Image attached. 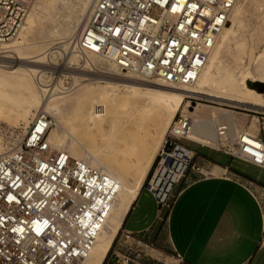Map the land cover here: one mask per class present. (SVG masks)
Wrapping results in <instances>:
<instances>
[{
	"label": "built area",
	"instance_id": "2783aa9c",
	"mask_svg": "<svg viewBox=\"0 0 264 264\" xmlns=\"http://www.w3.org/2000/svg\"><path fill=\"white\" fill-rule=\"evenodd\" d=\"M236 0H96L82 34L70 43L110 60L123 73L189 83L205 62ZM32 0H0V42L13 37ZM131 58L137 64L130 63ZM264 119V115H261ZM40 126V130H38ZM47 117L39 116L21 140L20 151L0 156V264H82L113 199V183L100 172L62 153H47ZM188 118L178 115L147 174L158 219L167 197L196 164V144L264 169V141L233 127H214L216 144L188 137ZM224 144V145H223ZM225 144L232 148L224 151ZM109 252L115 264H180L151 243L124 232ZM164 254V255H163ZM164 256L169 259L166 261Z\"/></svg>",
	"mask_w": 264,
	"mask_h": 264
},
{
	"label": "bare ground",
	"instance_id": "6f19581e",
	"mask_svg": "<svg viewBox=\"0 0 264 264\" xmlns=\"http://www.w3.org/2000/svg\"><path fill=\"white\" fill-rule=\"evenodd\" d=\"M95 1L93 0L89 11ZM238 1L236 0L231 8L227 22L208 51L205 62L200 69L196 70L193 81L189 83L172 84L158 77L148 79L137 73H123L113 63V59L122 60L114 52L112 53L113 59L107 60L94 52L80 51L79 49L76 51L70 41L71 38L80 36L84 30L89 11L85 15L83 12L90 0L83 2L80 14L65 29L64 33L69 35L63 42L65 46L59 45L55 47V50L66 47L68 53L79 57L84 62L83 66H80L81 68L93 66L99 68L100 70H96L95 76L98 79H104L103 84L96 82L93 83L94 85H88L89 83L81 85V83L72 93L53 98L47 97L49 89L41 82L46 74L45 70L52 68L51 65L54 66L52 59L58 51L53 50L36 56H27L24 33L32 31V27L38 23L40 16L48 15L56 0H36L35 2L32 0L23 23L17 28L13 37L0 42V53H15L14 56H0V122L16 125L24 132L27 130L24 135L22 134L23 137L21 136L23 139L32 124H35L37 117H47L49 128L44 136L48 147L47 153L65 154L70 159V164L74 161L80 162L87 168L108 177L113 183L114 195L109 203L108 213L82 264L103 263L105 256L111 250L110 246L121 228L127 211L142 186L148 168L155 160L153 155L148 159L145 156L147 161H144L145 164H141L143 165L141 170L135 171L134 167L131 168L132 166L130 167V164L125 161L130 159L126 158L129 156L132 158L139 152L149 150L150 148L147 149V146L151 135H157L158 141L173 117L167 132L178 115H183L188 118L190 124L188 137L208 146H213L217 142L214 127L217 128L218 125L233 127V131L237 134L251 135L236 126L234 119L236 112L232 110H225L221 113L211 112L209 113L210 119L207 120L200 118L197 114L198 102H202V98L254 112L264 111L262 93L251 87V84L264 85V49L258 51L257 56L253 55L252 68L245 65L246 67L237 68L238 66H236L234 69H226L221 66L223 48L234 34L232 24L234 19H237ZM258 31L259 33L264 31V20ZM257 41L258 39L254 41L256 46H258ZM253 48L255 47L253 46ZM237 55L239 54L237 53ZM131 59L130 63L137 64L135 59ZM44 60L48 66L40 69V64L44 63ZM6 64L12 66L5 68ZM52 69L58 70V72L71 71L64 67ZM74 73L82 74L77 71ZM126 75L130 77L124 78ZM132 77L137 79H130ZM185 98L189 100L186 109L190 108L191 111L185 109V113L181 110L182 112L174 116ZM46 113H51L54 119V129L51 132H49L51 120ZM151 114H154V121L149 123L148 117ZM150 124H155L152 134L144 131ZM37 129L40 130V126ZM83 133L87 135L89 141L86 146H82L80 143ZM20 143L21 141L4 153L1 150H5L9 143L6 144L0 138V156L20 151ZM155 143L157 142L155 141ZM225 145L227 146H224V151L232 149L229 144ZM82 150L85 153H82ZM129 162H133V160Z\"/></svg>",
	"mask_w": 264,
	"mask_h": 264
},
{
	"label": "crops",
	"instance_id": "0c3cea01",
	"mask_svg": "<svg viewBox=\"0 0 264 264\" xmlns=\"http://www.w3.org/2000/svg\"><path fill=\"white\" fill-rule=\"evenodd\" d=\"M236 113V126L264 141V119L256 116L264 113L241 114L245 118L240 119ZM190 147L204 176L187 174L169 209L162 210L164 222L142 185L118 238L127 232L162 252L177 254L180 264H264V169L212 149L203 153ZM103 264H115L109 253Z\"/></svg>",
	"mask_w": 264,
	"mask_h": 264
},
{
	"label": "rangeland",
	"instance_id": "374dc122",
	"mask_svg": "<svg viewBox=\"0 0 264 264\" xmlns=\"http://www.w3.org/2000/svg\"><path fill=\"white\" fill-rule=\"evenodd\" d=\"M35 1L36 0H34V2ZM84 1L85 0H56L57 3L55 2L53 4L52 9L48 13V15L40 16L38 23L36 25H34V27H32V31L30 33H24V36H25V42L24 43L27 44V46H26V51L28 54L27 56H29V57L36 56V55L41 54L43 52L48 53V52L53 51V50L58 51V53H55V57H53V59H52V61H53L52 63L55 67L52 65H51V67L52 68H58V69L61 67H64V68L72 71V72L71 71H68V72L64 71L65 72L64 73L63 71L58 72V70H55L52 68H48L45 70L46 74L43 76L41 83H42V85L46 86V88H48L50 91V92L49 91L47 92L48 93L47 97L53 98V97H56L58 95L59 96L60 95H67L69 93H72L73 91H75V89L77 87H79L78 84H81V83H82L81 85L87 84V83H89L88 85H94L93 83L100 82L103 84L105 81L104 79H98L95 76L96 70L99 71L100 70L99 68H97L95 66L81 68L80 66H83L82 64H84V62L82 60H80L79 57L68 53L69 51L66 49V47L55 50V47H57L59 45L65 46L63 42L65 41V39L69 35L65 34L64 31L67 28V26L69 25V23L71 21H73L74 18L78 14H80V10L82 8V4ZM34 2H33V4H34ZM92 3H93V0H90L87 7L84 9L83 15L88 13ZM237 8L239 10L237 13V17H236L237 19H234L233 24H232V29H233L234 34H233L232 38L230 39L231 41L229 40V42L223 48V51H222V57H221V63L222 64H221V66L226 68V69H234L236 66H238L237 68L246 67V66L252 68L253 57L257 56L256 53L258 51H262L264 49V31H262L260 33L258 31V30H260L262 23H263V20H264V0H239ZM30 10H31V8H30ZM260 17H261V19H260ZM234 26H235V28H234ZM58 30H59V32H58ZM248 30H249V32H248ZM251 32H252V34H251ZM254 39L255 40L258 39V41H257L258 46H256ZM253 44H255V45H253ZM253 46L255 48H253ZM239 48L241 49V51ZM227 52H228V54H227ZM234 52L236 53V55ZM237 53L239 55H237ZM241 53H243V54H241ZM2 55L14 56L15 53L14 52L0 53V56H2ZM228 56H230V57H228ZM239 56H240V58H239ZM228 58H229V61H228ZM232 59H233V61H232ZM44 61H45L44 62L45 64L44 63L40 64V66H41L40 69H42V67L48 66L46 63V60H44ZM248 61H249V63H248ZM11 66L12 65H10V64L4 65L5 68H9ZM74 71L82 72V74H76V73H74ZM85 73H86V75H85ZM93 75H94V77H92ZM84 76H87V77H84ZM112 76L115 77V75H112ZM116 77H119V76H116ZM125 77L127 78L130 76L126 75V76H124V78ZM75 78H77V79H75ZM94 78H95V80H94ZM130 79H137V78L132 77ZM60 93H62V94H60ZM262 95L264 97V94H262ZM196 99H199V98H196ZM202 100H203L202 102L197 101L199 103L198 107H197V114L200 116V118L205 119V120L210 119L209 113H211V112L221 113V112H225V110H232L234 112L240 113V114L236 113V118H238V119L243 118V117L245 118V116H242L241 114L256 115V114H254L255 113L254 111L245 110L242 107H238V106L233 107V106H230L227 104L216 102V101L211 100V99L202 98ZM188 101L189 100H187L186 98L184 99V102L179 106V108L176 111L174 116H177L180 112H182L186 109V107L188 105ZM190 106L193 107L192 104H190ZM187 109H188V111H191L190 108H187ZM187 109H186V111H187ZM127 111H129V110L127 109ZM186 111H184V112L186 113ZM259 112L264 113V111H259ZM42 114H45V113H42ZM46 115H48L50 117V120H51V128L49 130V132H51L52 129H54V124H55L54 119H53V116L51 113H46ZM261 115H263V114H257L256 116L262 117ZM148 118H149L148 119L149 123H152L154 121V114H151L150 117H148ZM173 118H172V120H173ZM246 118H248V117L246 116ZM148 120H147V122H148ZM172 120L170 121L169 125L171 124ZM260 122H263V120H260ZM169 125L165 128L166 130L164 129L163 135H161L162 137L161 136L159 137V140H158L159 142L157 141V135H154V136L151 135V137L149 139V144L147 146V149L150 148L149 150L145 149L146 152L142 151V152L135 154L136 157L132 156V158H130V156H129V158H126V159H130V160H125V161H127V163L130 164V167L132 166L131 168L134 167L133 169L135 171L136 170L139 171L143 167V165H141V164H145L144 161L146 162L149 156L153 155V157L155 158V155L158 151V148L161 144V141L167 133ZM154 127H155V124H150V126H147V128L144 129V131H146V133L150 132L152 134V132H154V130H155ZM153 128H154V130H153ZM211 128L213 129V127H211ZM151 129H152V131H151ZM144 131H143V133H144ZM25 132L22 129H20V127H18L16 125H11V124L9 125V124L0 122V138H1V141L5 142L6 144L9 143L6 145L5 150L2 149L1 152L5 153L8 150H10L11 148L15 147L21 141ZM19 133H21V134H19ZM155 141L157 143H155ZM88 142L89 141H88L87 135H85L83 133L81 135L80 143L82 144V146H86V145H88ZM186 145L189 147L192 146L193 148L200 149L199 146H197L196 144H186ZM202 150H201V152H203V153H204V151H206V152L211 151L212 152V150L209 148H202ZM83 152L84 151L82 150V153ZM210 155H212V154H210ZM141 156H142V158H141ZM145 156L147 157V159ZM139 157H140L141 161H140V159H138ZM131 160H133V162H129ZM136 160H138V161H136ZM135 161H136V163H134ZM137 164L139 165L140 169H139ZM150 167H151V165H150ZM150 167L148 168V170L145 174L142 185H145V182L147 180V174L150 170ZM178 187L179 186H176L171 190L170 194L167 197V203H169L170 200H172V198H174L176 196V192H177ZM119 233H120V230L117 232L116 237L110 246L111 250L109 252H111L113 250V247H114V245L118 239ZM164 254L168 255L169 252H164ZM166 257L167 256H164L166 261H169V259H167ZM105 258H106V256H105Z\"/></svg>",
	"mask_w": 264,
	"mask_h": 264
},
{
	"label": "water",
	"instance_id": "95a60500",
	"mask_svg": "<svg viewBox=\"0 0 264 264\" xmlns=\"http://www.w3.org/2000/svg\"><path fill=\"white\" fill-rule=\"evenodd\" d=\"M251 87L256 89L257 92L264 94V85L251 84Z\"/></svg>",
	"mask_w": 264,
	"mask_h": 264
}]
</instances>
